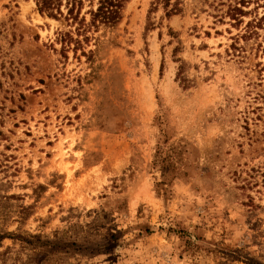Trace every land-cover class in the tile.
Returning <instances> with one entry per match:
<instances>
[{
  "label": "rangeland",
  "instance_id": "rangeland-1",
  "mask_svg": "<svg viewBox=\"0 0 264 264\" xmlns=\"http://www.w3.org/2000/svg\"><path fill=\"white\" fill-rule=\"evenodd\" d=\"M180 7L0 0V264H264V0Z\"/></svg>",
  "mask_w": 264,
  "mask_h": 264
},
{
  "label": "trees",
  "instance_id": "trees-1",
  "mask_svg": "<svg viewBox=\"0 0 264 264\" xmlns=\"http://www.w3.org/2000/svg\"><path fill=\"white\" fill-rule=\"evenodd\" d=\"M68 9V17L72 19L73 22L77 23V32L78 35L85 36V40H87V35L85 34L88 29L96 28L103 26L105 29L114 28L122 19V10L124 7V3L126 0H97V7L94 8V0H88L90 2V9L87 11L90 14L91 19L89 22L86 21L85 17L80 18L81 10L83 8L84 2L86 0H65ZM165 3V7L167 9L168 15H174L181 12V0H175L172 3V0H163ZM57 0H43V7L45 9H51L52 5H54ZM75 10H77L75 12ZM242 11L238 7L233 8V14L231 15L233 18L240 14ZM235 19V18H234ZM72 43L79 46L81 44L80 39H74L73 36L69 33H65V47H69ZM187 78H184L183 81L186 82ZM161 164L163 167L169 171V156L161 159ZM1 239V237H0ZM38 244L36 245L39 249L44 250L45 259L48 258V255L54 252V250L50 249L49 241H41L38 238Z\"/></svg>",
  "mask_w": 264,
  "mask_h": 264
}]
</instances>
